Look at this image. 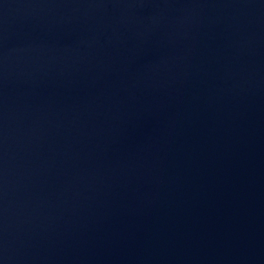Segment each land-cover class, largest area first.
Instances as JSON below:
<instances>
[{"label":"water","instance_id":"water-1","mask_svg":"<svg viewBox=\"0 0 264 264\" xmlns=\"http://www.w3.org/2000/svg\"><path fill=\"white\" fill-rule=\"evenodd\" d=\"M0 264H264V0H0Z\"/></svg>","mask_w":264,"mask_h":264}]
</instances>
